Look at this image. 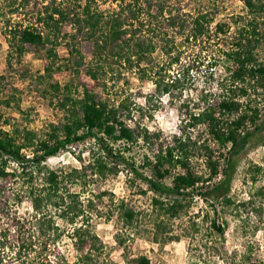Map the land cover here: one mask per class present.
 <instances>
[{
  "label": "trees",
  "instance_id": "1",
  "mask_svg": "<svg viewBox=\"0 0 264 264\" xmlns=\"http://www.w3.org/2000/svg\"><path fill=\"white\" fill-rule=\"evenodd\" d=\"M8 1L9 10L1 14L23 12L30 16L28 23H7L6 35L13 50L21 56L33 46L51 45L45 56L48 76L54 68L52 61L59 58L55 47L62 28H69L68 62L75 70L85 66L86 54H91L98 59H115L131 70L138 68L144 77L152 74L142 64L156 50L154 39L163 43L165 55H172L178 36L188 42L211 39L212 33L227 39L222 41L226 43V69L218 82L219 93H206L193 106L185 105L186 117L179 134L165 135L161 130L135 123L125 101L110 104L86 84L77 97L71 94V85L63 88L60 106L66 115L61 125L52 124L45 131L0 126V208H7L15 196L18 203H29L36 219L31 232L25 231L29 237L19 233L14 238L15 246L10 239L11 229L0 230V264H67L68 256L60 253L58 241L69 226L77 263L103 264L102 241L91 229L89 212L93 200L89 199L86 205L80 200V193L71 188L87 186L89 171L106 178L127 170L155 193L153 206L172 219L187 214L192 202L200 198L210 208V229L217 237H225L226 210L254 204L252 195L247 202L236 205L232 189L246 150L264 143V109L241 99L249 96L246 85L252 84L255 91L264 92V0H241L244 13L231 16L227 22L218 21V5L211 3L213 6L207 7L205 0H197L194 5L198 7L192 12L185 11L187 3L183 5L182 0H114L116 8L108 13L98 9L97 0ZM178 61L179 57L173 59ZM162 68L164 65L160 71ZM88 73L98 81L101 74L108 72L99 66ZM154 82L156 91L163 95L182 84L176 76L168 81L159 76ZM53 88L60 93L59 84ZM261 101L264 108V93ZM195 129L199 132L193 137L189 130ZM89 140L95 142L98 151L88 164L81 159L82 169L55 170L47 166V161L61 152ZM136 147L146 152L137 157ZM258 194L263 196L264 192ZM103 196L100 194L99 198ZM117 209L125 226H133L136 210L124 199ZM58 219L67 224L63 230ZM33 233L42 239L38 240L39 247ZM119 242L123 245V240ZM14 248L18 250L11 257L7 251ZM244 258L250 263L253 255L249 252ZM134 264L152 262L147 256H140Z\"/></svg>",
  "mask_w": 264,
  "mask_h": 264
},
{
  "label": "rangeland",
  "instance_id": "2",
  "mask_svg": "<svg viewBox=\"0 0 264 264\" xmlns=\"http://www.w3.org/2000/svg\"><path fill=\"white\" fill-rule=\"evenodd\" d=\"M8 2L0 0V126L5 129L14 127L45 131L52 124L61 125L66 114L60 100L63 98V88L68 84L75 97L82 94L86 84L110 104L118 105L125 101L130 105L135 123H141L153 131L161 130L165 135L180 133L181 123L186 117L185 105L193 106L206 93H219L218 82L225 76L226 69L223 54L226 43L222 41L227 38L223 35L217 37L212 33L211 39L206 37L198 42H188L178 36L177 47H172V55H165L163 43L159 38L154 39L158 44L156 50L142 64L143 67L147 65L152 74L144 77L138 68L131 70L124 64L116 63L115 59H98L91 54H86L85 66L75 70L68 62L70 55L67 45L71 36H67L66 32L69 28H62L59 44L55 47L59 58L52 61L54 68L51 76H48L45 56L51 45L33 46L21 56L13 50L6 35L7 23H28L30 16H25L23 12L8 16L1 14L9 10ZM182 3H187L185 11L192 12L198 7L194 5L198 3L197 0H182ZM204 3L207 7H212L211 3L218 5L217 20L222 22L230 21L231 16L245 11L241 0H205ZM97 4L104 13L113 11L117 5L114 0H97ZM32 6H29L30 11L33 10ZM176 57H179L177 63L173 62ZM161 65L164 68L160 71ZM99 66L108 73L101 74V79L96 81L90 77L88 70H96ZM59 67L63 68L59 71ZM158 71L162 74L159 75ZM159 76L166 81L180 77L181 87L173 89L170 94H159L154 82ZM56 84L61 86L60 93L53 88ZM246 87L249 96L241 98L242 101H251L253 106L264 109L261 101L264 92L255 91L252 84ZM189 132L195 137L199 129ZM97 151L98 146L94 141L78 143L47 161V166L55 170L82 169L84 164L81 159L88 164ZM142 152L146 150L136 147L134 154L141 157ZM257 167L261 170H257ZM150 174L148 171L147 175ZM88 175L87 186L79 184L71 188L80 193V200L86 205L89 199L93 200L92 211L89 212L92 215L91 229L102 241L100 261L103 264H134V260L140 256H147L152 264H264V195L258 194L264 192V143L249 147L243 155L233 182L232 196L237 205L247 202L253 195L254 204L238 210L234 207L226 210L224 220L228 225L225 237H217L210 229L207 220L210 208L200 198L192 202L187 214L172 219L153 206L155 193L144 182L135 180L127 170L116 177L102 178L92 175L91 171ZM253 178L257 180L253 181ZM100 194L104 196L99 198ZM15 199L12 196L9 206L0 208V230L11 229L10 239L14 246L17 244L14 238L19 233L29 237L25 231L31 232L30 227L36 221L29 203L20 204ZM123 199L137 212L131 227L125 226L117 209ZM58 222L61 230L66 228L63 220L58 219ZM69 229L70 226L58 241V249L68 256L67 264H78V253L74 240L69 237ZM33 235L37 243L38 240L42 241L37 233ZM118 237L119 241L123 240V245ZM36 246L39 247V243ZM14 249L7 251L11 257L18 250ZM30 252L35 257L36 254ZM249 252L253 255L250 263L244 258Z\"/></svg>",
  "mask_w": 264,
  "mask_h": 264
}]
</instances>
